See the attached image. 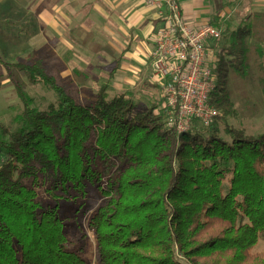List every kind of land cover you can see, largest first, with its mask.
<instances>
[{
	"label": "trees",
	"instance_id": "1",
	"mask_svg": "<svg viewBox=\"0 0 264 264\" xmlns=\"http://www.w3.org/2000/svg\"><path fill=\"white\" fill-rule=\"evenodd\" d=\"M221 34L210 43L217 51L208 96L219 115L207 127L193 119L181 133L167 128L166 105L137 111L132 96H109L122 55L88 105L42 57L10 63L0 55V78L22 106L16 131L0 123V264H88L70 249L58 205L38 199L39 178L65 200L101 196L88 223L94 264H264V252L253 251L264 240V133L226 126L227 141L218 129L234 113L228 72L246 77L249 33ZM258 69L264 94V60ZM15 73L54 102L34 108Z\"/></svg>",
	"mask_w": 264,
	"mask_h": 264
},
{
	"label": "rangeland",
	"instance_id": "2",
	"mask_svg": "<svg viewBox=\"0 0 264 264\" xmlns=\"http://www.w3.org/2000/svg\"><path fill=\"white\" fill-rule=\"evenodd\" d=\"M5 3V1L0 0V11H3L2 14L9 18L8 25H0V55L2 58L7 62L14 63L19 60L27 61L32 57H42L48 69L59 72L58 75L71 93L77 95L83 104H90L94 100L97 88L106 82L110 71L115 66L121 48L125 49L128 42H131L129 38H120L117 44L113 46L114 53L110 51L105 53L104 48L101 46L108 41L104 39L103 32L110 28L116 30V27L123 23L112 24V22L94 11L93 15L97 19L95 23L90 24L93 27H91L92 35L89 40V43L92 42L93 45L91 44L92 46L89 48L84 44H80V48H77L71 44L75 41H78L77 44L85 41L77 40V29H74L73 24L64 26L58 19L57 12L45 10V12L50 13L51 19L38 20L33 11H30V14L22 15L20 12L25 11V7H22L21 10V5H5ZM13 6V9H9ZM17 9L18 13H16ZM74 18L82 19L79 16ZM74 25L76 27L78 25L79 29L85 31V33L90 30V28L80 25L78 21ZM214 27L218 28L219 26L214 25ZM220 31L223 33V28ZM131 37L134 39V43L139 42L141 39L138 38V31L131 34ZM249 39L245 42L247 50L245 79L241 80L233 70H230L227 76L226 87L234 106V113L225 121H219L218 123L219 134L227 141L229 139L224 132L226 126L242 130L247 136L256 137L264 133V94L259 83L260 72L258 69L260 60H264V37L260 41L261 44L257 45L258 47L253 45L252 40L255 39L251 37ZM210 43L206 45L205 49H210L212 46ZM223 45L224 41L222 40L220 46ZM258 48L262 50L263 55L261 58L256 55ZM137 59L141 60L138 61ZM224 59L228 60L229 58L225 57ZM129 61L135 64L131 65L135 69L136 75L141 72L144 78L136 80V82L131 79L129 80L130 84H128L123 80L122 75L124 74L119 73L114 77V81L112 80L110 83L109 96L113 97L116 93H126L132 96L137 111L148 108L154 103L163 108L165 100L162 94L161 82L153 77L150 60H148L146 54L136 52L135 56ZM1 72L3 71L0 70ZM50 72L52 71L50 70ZM15 75L22 83L27 95L32 99L34 108L45 110L51 102H54L55 99L52 93L43 86L31 85L20 73H15ZM21 111L22 106L13 87L9 81L3 80L1 77L0 123L8 126L11 131H16L19 128L16 118ZM1 159V162H4L5 158L2 157ZM33 188L44 207H52L55 203L58 205V215L66 225L67 238L72 242L70 249L81 250V256L86 262L94 264L95 239L93 232L88 228V223L96 209H94V206H98L102 200L101 196L95 193L90 200H82L78 197L74 200H65L57 195L58 198L47 190V184L41 178L34 183ZM253 251L254 253L264 252L263 239L259 240ZM179 260L185 264L181 258Z\"/></svg>",
	"mask_w": 264,
	"mask_h": 264
},
{
	"label": "crops",
	"instance_id": "3",
	"mask_svg": "<svg viewBox=\"0 0 264 264\" xmlns=\"http://www.w3.org/2000/svg\"><path fill=\"white\" fill-rule=\"evenodd\" d=\"M1 1H5V5H21V10L22 7H25V11L22 10L20 12L22 15L30 14V11H33L37 15L38 20L51 19L50 13L45 12V10L49 12H57V17L64 26L73 24L74 29H77V40L85 41L79 44H77L78 41H75V43L71 42L72 44L70 43L73 47L75 45L77 48H80V44H84L89 48L93 45L92 42L89 43V40L92 35L91 27H93V25L90 24L95 23V20L97 19L93 15L94 11L106 20L112 22V24H117V22L123 23L116 27L117 31L110 28L103 32L104 39L108 42L103 43L101 47L104 48L103 51L105 53H108V51L114 53L113 46L117 44V41L120 38L131 39V42H128L125 49L121 48L119 54L122 55V59L118 70L114 75V77H116L119 73H123L124 75H120L123 76L124 79H122L124 82L128 84H130L129 80L131 79L136 82V80H142L144 78L141 72H138L136 75L135 69L132 66L135 64L133 62L131 63L129 59L133 58L136 52H140L146 54V57L150 60V53L153 51L155 42L165 21L163 14V11L165 13L164 8L158 9L157 7H152L144 0ZM176 1L179 5L181 17L185 23L210 24L212 26L217 25V27L219 26V29L223 28V31L228 29L229 32L236 31L238 28H244L248 31L249 38L251 37L255 39L254 41L252 40L254 46L258 47L257 45L261 44L260 41L264 37V0ZM14 6L9 7V9H13ZM68 10L70 15L68 14ZM16 13H18V9L16 10ZM78 16L82 17V19L74 18ZM75 20L85 28H90V30L86 33L85 31L80 30L78 25L77 27L74 25V23H76ZM135 31L139 32L138 38H141L137 43H134V39L131 37V34H134ZM249 38H247V40H250ZM87 40L88 42H86ZM206 51L209 57L214 59L217 49H206ZM137 60L140 61L141 59Z\"/></svg>",
	"mask_w": 264,
	"mask_h": 264
},
{
	"label": "built area",
	"instance_id": "4",
	"mask_svg": "<svg viewBox=\"0 0 264 264\" xmlns=\"http://www.w3.org/2000/svg\"><path fill=\"white\" fill-rule=\"evenodd\" d=\"M144 1L165 10L164 26L150 53V66L153 77L161 82L169 109L167 128L187 132L193 119L209 126L219 113L208 104L213 89V59L205 46L221 38L220 29L210 24L185 23L176 0Z\"/></svg>",
	"mask_w": 264,
	"mask_h": 264
}]
</instances>
